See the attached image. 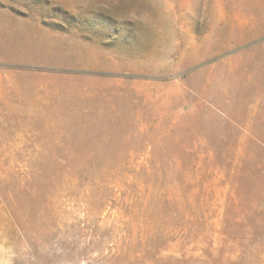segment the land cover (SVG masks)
I'll list each match as a JSON object with an SVG mask.
<instances>
[{"label":"rangeland","instance_id":"rangeland-1","mask_svg":"<svg viewBox=\"0 0 264 264\" xmlns=\"http://www.w3.org/2000/svg\"><path fill=\"white\" fill-rule=\"evenodd\" d=\"M0 264H264V0H0Z\"/></svg>","mask_w":264,"mask_h":264},{"label":"crops","instance_id":"crops-1","mask_svg":"<svg viewBox=\"0 0 264 264\" xmlns=\"http://www.w3.org/2000/svg\"><path fill=\"white\" fill-rule=\"evenodd\" d=\"M39 99H43V96L39 95L38 96ZM56 107L55 106H52V105H42L40 106V110L39 112H42L43 114L45 113H50V109H55ZM57 111H54V113H56ZM46 115V114H45Z\"/></svg>","mask_w":264,"mask_h":264}]
</instances>
